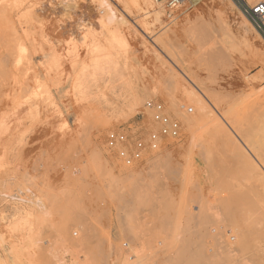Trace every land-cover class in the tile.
Returning <instances> with one entry per match:
<instances>
[{
  "label": "rangeland",
  "instance_id": "rangeland-1",
  "mask_svg": "<svg viewBox=\"0 0 264 264\" xmlns=\"http://www.w3.org/2000/svg\"><path fill=\"white\" fill-rule=\"evenodd\" d=\"M18 1V10L24 6L18 12L10 7L18 16H28L37 4L42 17L27 37L0 39V51L12 50L11 62L18 64H8L9 74L0 78V86L11 78L16 84H3L0 93V110L5 102L0 111V132L5 131L0 133V255L7 258L11 247L21 253L18 262L7 258L8 264H58L63 256L66 264H194L185 247L195 245L196 235L213 252L212 259L264 264V184L233 161L223 139L216 141L213 134L215 116L234 118L250 130L264 120V57L246 48L239 32L247 19L244 7L259 0H184L174 12L165 0H107L109 6L103 0ZM40 24H45L42 29ZM259 35L264 54V34ZM11 43L21 48L18 62ZM181 69L197 81L199 92ZM201 93L219 96L218 111L199 109ZM148 102L164 106L166 115L180 123L181 136L163 138L158 150H147L128 166L119 148L108 146V137L123 131L131 141H147L159 129ZM160 156L164 164L145 167ZM131 171L140 178L126 185L116 179L124 186H118L120 191L117 181L116 188L111 185L109 177ZM180 201L190 205L178 207ZM23 220L34 222L22 229Z\"/></svg>",
  "mask_w": 264,
  "mask_h": 264
},
{
  "label": "bare ground",
  "instance_id": "bare-ground-1",
  "mask_svg": "<svg viewBox=\"0 0 264 264\" xmlns=\"http://www.w3.org/2000/svg\"><path fill=\"white\" fill-rule=\"evenodd\" d=\"M17 1V0H16ZM15 0H0V39L2 40V38L5 40V38L7 37V41H8V39H20V37H22L23 35H25V34H29V33H32V32H34L35 30H37V28L39 27L38 25H36L37 26V28L35 29V20L37 21L39 18H40V16H41V14H39V13H37V11H36V5L37 4H35V6H33L32 7V9L31 8H29V10L31 9V11H29V12H27V11H25V12H27V13H29V14H27L28 16H26V14L24 13L22 16L20 15V16H18V11L22 8V7H24L23 5H21V8L18 10V6H16L17 5V2H16ZM20 1V0H19ZM18 1V2H19ZM23 1V0H22ZM75 1V0H74ZM84 1V0H83ZM86 1V0H85ZM260 1V0H259ZM258 1V2H259ZM15 2V6H13L12 4ZM21 2V1H20ZM19 2V3H20ZM26 3V1H23V2H21L22 4L23 3ZM28 2V1H27ZM32 2H34V1H32ZM32 2L31 3H29V4H31L32 5ZM38 2V1H37ZM51 2V1H50ZM68 2V1H67ZM76 2V1H75ZM74 2V3H75ZM79 2V1H78ZM103 2H105V3H103V4H105L106 6H109V4H108V2H107V0L106 1H104L103 0ZM18 3V4H19ZM20 3V4H21ZM52 3V2H51ZM80 3V2H79ZM102 3V2H101ZM40 5V4H39ZM76 5H79V4H76ZM75 5V6H76ZM104 5V6H105ZM27 6V5H26ZM38 6V5H37ZM54 6V5H53ZM86 6V5H85ZM84 6V7H85ZM101 6H103L102 4H101ZM105 6V7H106ZM12 7H17V12L15 13L14 11H12V9L11 8ZM29 7V6H28ZM230 7H231V5H230ZM15 8H13V10H15ZM108 8V7H107ZM26 9V8H25ZM43 9V8H42ZM53 10V9H52ZM54 10H55V8H54ZM41 11V10H40ZM81 12V11H80ZM20 13H23L22 11H20ZM19 13V14H20ZM31 13V14H30ZM59 13V12H58ZM75 14V13H74ZM53 15H55V14H53ZM67 15V14H66ZM72 15V14H71ZM71 15H69V17L71 16ZM83 15V14H82ZM73 16V15H72ZM15 17H17V19L15 18ZM42 17V16H41ZM53 17V16H52ZM74 17V16H73ZM110 17V16H109ZM24 19V21H23V19ZM78 18V17H77ZM83 18V17H82ZM58 19V18H57ZM75 19V18H74ZM81 19V18H80ZM85 19V18H84ZM27 20V25H26V27H23V26H25V21ZM42 20V19H41ZM48 20V19H47ZM51 20V19H50ZM110 21H112V20H114V15L112 16L111 15V17H110V19H109ZM109 20H108V22H109ZM23 21V22H22ZM43 21V20H42ZM44 21H46V20H44ZM43 21V22H44ZM38 22V21H37ZM48 22H49V20H48ZM61 22V21H60ZM63 22V21H62ZM84 22H85V20H84ZM24 23V25H22ZM40 23H41V21H40ZM112 23V22H111ZM37 24V23H36ZM39 24V23H38ZM43 24V23H42ZM48 24V23H47ZM51 24V23H50ZM63 24V23H62ZM68 24H69V22H68ZM79 24V23H78ZM80 24H81V22H80ZM45 25V24H44ZM44 25H42V26H44ZM40 26H41V24H40ZM42 26H41V29H42ZM81 26V25H80ZM83 28H84V25H83ZM45 29H46V27H45ZM31 30H34V31H31ZM38 30H40V29H38ZM44 30V29H43ZM82 30V29H81ZM256 30V29H255ZM254 29H252V26L249 24V21H247V19H245V18H243V20H242V22H241V26L239 27V32H240V34H241V37H242V39H243V41H245V43H247V47L246 48H248L249 47V49H250V51L252 52V53H255V54H257V55H259V56H261V57H264V54L260 51V47H259V44H258V40L261 38V36L259 35V33H257L258 31H255ZM41 31V30H40ZM39 31V32H40ZM38 32V33H39ZM42 32V31H41ZM35 33H37V32H35ZM86 33V32H85ZM34 34V33H33ZM40 34V33H39ZM35 35H37V34H35ZM74 35V34H73ZM26 36V35H25ZM33 36V35H32ZM32 36H30V37H32ZM40 36H43L42 34H40ZM45 36V35H44ZM48 36V35H47ZM27 37V36H26ZM26 37L24 38V39H26ZM30 37H28V38H30ZM34 37V36H33ZM32 37V38H33ZM37 37V36H36ZM236 37V36H235ZM23 38V37H22ZM21 38V39H22ZM39 38V37H38ZM41 38V40H42V37H40ZM48 38V37H47ZM23 39V40H24ZM27 40H29V39H27ZM40 40V39H39ZM34 41H36L35 39H34ZM238 41V40H237ZM10 42V41H9ZM11 42H12V40H11ZM14 42V41H13ZM24 42V41H23ZM22 42V43H23ZM50 43V42H49ZM12 44V43H11ZM238 44V43H237ZM1 45V44H0ZM3 45V44H2ZM7 45V44H6ZM12 45H14V44H12ZM15 45H16V43H15ZM14 45V47H16ZM26 45V44H25ZM35 45V44H34ZM47 45V44H46ZM10 46V45H9ZM42 46V45H41ZM6 47V46H5ZM5 47H3V48H5ZM0 48L2 49V47L0 46ZM20 48V47H19ZM42 47H40V49H41ZM44 48V47H43ZM54 48V47H53ZM0 49V50H1ZM13 49V48H12ZM16 49H17V47H16ZM7 50V48L5 49V51ZM14 50V49H13ZM18 50H21V48L20 49H17V51ZM23 50V49H22ZM70 50V49H69ZM2 51V50H1ZM0 51V78L3 76L2 74H3V72H8L10 69H8V71H5V70H7L6 68H9L12 64L11 63H15V65L17 64L16 62H15V60L13 61V62H11L12 61V59H15V58H13V56H11V55H13V54H11L10 55V53H11V51L12 50H10V52L9 51H7V52H9L8 54L6 53V52H1ZM25 51H26V49H25ZM29 51V50H28ZM42 51V50H41ZM13 52V51H12ZM14 52H15V50H14ZM47 52V51H46ZM154 52H155V50H154ZM162 52V51H161ZM164 52V51H163ZM18 53H21V54H19L20 55V57H21V55H22V52L20 51H18L17 52V54H16V61L18 60ZM57 53H58V51H57ZM156 53V52H155ZM30 54V53H29ZM44 54V53H43ZM66 54V53H65ZM165 54V53H164ZM26 55H27V53H26ZM25 55V56H26ZM167 55V54H166ZM29 56V55H28ZM53 56H56V55H54L53 54ZM53 56L51 57V56H49V57H51V58H53ZM63 56H64V54H63ZM158 57H159V55H157ZM160 56H161V54H160ZM14 57H15V55H14ZM58 57V56H57ZM78 57V56H77ZM71 58H73V57H71ZM20 59H22V58H20ZM29 59V58H28ZM42 59V58H41ZM67 59V58H66ZM161 59V58H160ZM31 60V59H30ZM54 60H55V58H54ZM56 60H57V58H56ZM64 60V59H63ZM71 60V59H70ZM32 61V60H31ZM40 61V60H39ZM43 61H44V59H43ZM58 61H60L59 59H58ZM61 61H62V59H61ZM173 62H175L174 64H176V65H178L179 66V69H180V67H183V63H182V61L180 62V61H178V60H172ZM18 62V61H17ZM19 62H20V60H19ZM21 62H22V60H21ZM20 62V63H21ZM53 62V61H52ZM65 62V61H64ZM74 62V61H73ZM169 62H171V61H169ZM14 63H13V65H14ZM19 63V64H20ZM55 63V64H54ZM59 63H61V62H59ZM66 63V62H65ZM69 63V62H68ZM8 64H9V67H8ZM24 64V63H23ZM32 64V63H31ZM50 64H51V61H50ZM70 64V63H69ZM171 64V63H170ZM40 65H41V63H40ZM47 65V64H46ZM58 65V64H57ZM56 65V61L55 62H53V66H57ZM62 65V64H61ZM66 65H68V64H66ZM74 65H75V63H74ZM32 66V65H31ZM34 66V65H33ZM48 66V65H47ZM76 66H78V65H76ZM170 66H172V65H170ZM175 66V65H174ZM177 66V67H178ZM18 67V64H17V66H16V68ZM24 67H25V64H24ZM60 67V66H59ZM176 67V68H177ZM15 67L13 66V68H12V70L14 69ZM21 68H22V66H21ZM27 68V67H26ZM33 68V67H32ZM49 68H50V65H49ZM76 68V67H75ZM170 68V67H169ZM175 68V67H174ZM34 69V68H33ZM55 69H56V67H55ZM55 69H54V71H55ZM57 69H59L58 67H57ZM56 69V70H57ZM171 69V68H170ZM183 69V68H182ZM181 69V71L182 72H184L183 70ZM15 70V69H14ZM23 70V68L21 69V71ZM27 70V69H26ZM25 70V71H26ZM52 70V69H51ZM51 70H50V72H48V73H52L51 72ZM65 70V69H64ZM76 70V69H75ZM173 70V69H172ZM28 71V70H27ZM46 71V70H45ZM47 71H49V70H47ZM59 71V70H58ZM178 71V70H177ZM10 72V71H9ZM9 72L7 73V74H9ZM13 72V71H12ZM20 72V71H19ZM30 72V71H29ZM32 72V71H31ZM30 72V73H31ZM34 72V71H33ZM60 72H62V71H60ZM173 72V71H172ZM175 72V71H174ZM27 73V72H26ZM25 73V75H26V78H27V74ZM63 73V72H62ZM21 74V73H20ZM24 74V73H23ZM32 74V73H31ZM38 74V73H37ZM53 74V73H52ZM51 74V75H52ZM65 74V73H64ZM70 74V73H69ZM2 75V76H1ZM4 75H6V74H4ZM12 76H13V73L11 74ZM58 75V74H57ZM60 75V74H59ZM68 75V74H67ZM180 75H181V73H180ZM183 75L184 76H186V78H187V81L188 82H190L192 85H194L196 88V90H197V81L193 78V77H191V76H189V75H187L186 74V72H184L183 73ZM7 76V75H6ZM5 77V76H4ZM18 77H20V79H21V75L20 76H18ZM29 77V76H28ZM46 77V76H45ZM17 78V77H16ZM36 78H37V76H36ZM51 78V77H50ZM50 78H48V79H50ZM3 79V78H2ZM7 79H10V78H8L7 77ZM29 79V78H28ZM28 79H27V81H28ZM68 79V78H67ZM73 79V78H72ZM176 79V78H175ZM11 80H12V78H11ZM9 81V84H6V83H3V81H1L3 84H6V86L8 85H12L13 83L15 84V79L13 78V80H14V82L13 81ZM38 80V79H37ZM40 80V79H39ZM17 81H20V80H17ZM182 81V80H181ZM4 82H6V79H5V81ZM8 82V81H7ZM10 82H13L12 84L10 83ZM19 83V82H18ZM29 83V82H28ZM72 83V82H71ZM3 84H1L2 86H0V88H2V89H0V93H1V90H3V87L5 86H3ZM14 84H13V86H14ZM24 84V83H23ZM26 84V83H25ZM43 84V83H42ZM46 84V83H45ZM16 85V84H15ZM21 85V84H20ZM44 85V84H43ZM42 85V86H43ZM81 85V84H80ZM80 85H79V88H81L80 87ZM7 86V87H8ZM21 87V86H20ZM25 87V86H24ZM23 87V88H24ZM37 87H40V84H39V86H37ZM49 87V86H48ZM11 88H12V86H11ZM15 88H16V86H15ZM50 88V87H49ZM191 88V87H190ZM7 89V88H6ZM21 89V88H20ZM25 89H27V88H24V90ZM29 89V88H28ZM9 90V89H8ZM8 90H7V92H8ZM12 90V89H11ZM36 90V89H35ZM41 90H42V88H41ZM198 90H199V88H198ZM197 90V91H198ZM4 91H5V87H4ZM4 91H2V93H4V94H6V92H4ZM20 91V90H19ZM18 91V92H19ZM27 91H29V90H27ZM26 91V92H27ZM200 91V90H199ZM198 91V92H199ZM11 92H13V91H11ZM25 92V93H26ZM30 92V91H29ZM35 92V91H34ZM50 92V91H49ZM48 92V93H49ZM120 92V91H119ZM194 92V91H193ZM14 94L16 93V91H14L13 92ZM21 93H23L22 91H21ZM4 94H3V96H4ZM203 96H204V99L203 100H200V102H199V109H202L204 112L205 111H209V109H213L214 111H218V109L220 108V98L218 99V98H216V97H219V96H216V94L215 95H205V94H203V93H201ZM10 95V94H9ZM12 95V94H11ZM16 95V94H15ZM19 95V94H18ZM119 95V94H118ZM132 95V94H131ZM201 95V96H202ZM2 96V97H3ZM20 96L21 95H19V99H20ZM39 96V95H38ZM48 96V95H47ZM202 96V97H203ZM213 96H215V97H213ZM5 97V96H4ZM13 97V96H12ZM11 97V98H12ZM16 97H18V96H16ZM16 97H13V99L15 100V98ZM22 97V96H21ZM118 97V96H117ZM131 97V96H130ZM134 97H136V95L134 96ZM133 96H132V99L133 100H136V101H139V98H134ZM262 97H263V100H264V93L262 94ZM261 97V98H262ZM116 98V97H115ZM1 99V98H0ZM51 99V98H50ZM93 99V98H92ZM95 100V99H94ZM98 100H100V99H98ZM211 100V101H210ZM8 101H9V99H8ZM29 101V100H28ZM98 102V101H97ZM5 103V102H4ZM4 103H3V105H4ZM16 103V102H15ZM33 103V102H32ZM94 103V102H93ZM9 104H10V101H9ZM9 104H7L8 106H9ZM107 104H108V102H107ZM2 105V106H3ZM19 105V104H18ZM81 105V104H80ZM95 105V104H94ZM1 106V108L3 109V107ZM14 106V105H13ZM20 106H21V104H20ZM19 106V107H20ZM102 106V105H101ZM108 106V105H107ZM111 106V105H110ZM5 107H6V105H5ZM4 107V108H5ZM16 107V106H15ZM8 108V107H7ZM1 109V110H2ZM259 109H262V108H259ZM0 110V111H1ZM12 110V109H11ZM86 110V109H85ZM91 110V109H90ZM94 110V109H93ZM202 110H200V111H202ZM3 111V110H2ZM6 112V111H5ZM96 112V111H95ZM94 112V113H95ZM3 113V112H2ZM13 113H14V111H13ZM71 113V112H70ZM4 114V113H3ZM11 115V114H10ZM0 116H2L1 114H0ZM1 118V117H0ZM2 119V118H1ZM0 119V120H1ZM18 119V118H17ZM16 119V120H17ZM4 120V119H3ZM190 120V119H189ZM237 120V119H236ZM260 121L258 122V124L256 125L257 127H254V129L253 130H250L252 127H250V129H247V128H242V126H241V124H240V122H238V120L235 122V119L234 118H222L221 119V117H218V116H215L214 117V119H213V123H214V132H213V134H214V138L216 139V141L218 140V139H220V140H222L223 139V141H224V143L226 144H224L223 143V141H222V143H223V147H226V151H228L229 152V156H231V158H232V160L234 161H236V160H238L237 162V164H241V166L242 167H244L245 169H246V172L248 171L253 177H255V178H258V179H260L261 181H262V183L264 184V120H262L261 118L259 119ZM192 121V120H191ZM4 123V122H3ZM239 123V124H238ZM9 126V125H8ZM11 126V125H10ZM243 127H244V125H243ZM6 128V127H5ZM2 128H0V130H1ZM7 129V128H6ZM3 131V132H2ZM0 133L2 134H4V130H2ZM7 131V130H6ZM12 131V130H11ZM14 132V131H13ZM14 135V134H13ZM12 135V136H13ZM1 136V135H0ZM11 137V136H10ZM212 137H213V135H212ZM2 138V137H1ZM196 138V137H195ZM214 138H212V139H214ZM9 139V138H8ZM7 139V140H8ZM11 141V140H10ZM192 141H193V139H192ZM1 142V141H0ZM195 142V141H194ZM9 143V142H8ZM218 143H219V141H218ZM221 143V142H220ZM5 144H7V142L5 143ZM27 145V144H26ZM216 145H218V144H216ZM7 147V146H6ZM9 148V147H8ZM224 149V148H223ZM222 149V150H223ZM7 150V149H6ZM219 149H217V151H218ZM221 151V150H220ZM222 152H224L225 153V151H222ZM220 153V152H219ZM7 154V153H6ZM223 154V153H222ZM5 155V154H4ZM224 156L223 157H225L224 159H223V157H222V159H223V161L226 159L227 161H228V159L226 158L227 156H225V154H223ZM228 155V154H227ZM7 156V155H6ZM166 157V156H165ZM210 157V156H209ZM208 157V158H209ZM164 159V157L162 156H160L159 158H156L155 160H152V161H150L151 163H148V165L147 166H145V167H149V164L150 165H152V168H154L153 167V164H154V166H155V163L157 164H161V162L162 161H165V160H163ZM210 160H211V158H209ZM171 160V159H170ZM166 161H168V159L166 160ZM207 161V160H206ZM209 161V160H208ZM232 161V162H233ZM2 162V161H1ZM226 162V161H225ZM167 163V162H166ZM169 163V162H168ZM210 163H212V162H210ZM228 163H230V161L228 162ZM162 164H164L163 162H162ZM234 164H235V162H234ZM239 164V165H240ZM167 165V164H166ZM165 165V166H166ZM169 165V164H168ZM211 165V164H210ZM165 166H163V167H165ZM214 166V165H213ZM216 166V165H215ZM215 166H214V168H215ZM161 167V166H160ZM163 167L161 168V171H162V169H163ZM218 167H220L219 165H218ZM222 167V166H221ZM216 168H217V166H216ZM224 168H227V167H224ZM229 168H231V167H229ZM144 169V168H143ZM146 169V168H145ZM147 169H149V171L150 170H152V169H150V168H147ZM166 168H164V170H165ZM218 169V168H217ZM216 169V170H217ZM233 169V168H232ZM231 169V170H232ZM235 169H236V167H235ZM163 170V171H164ZM229 170V169H228ZM141 171V170H140ZM146 170H144V172H145ZM215 171V170H214ZM136 172H138V171H136ZM136 172H134V171H131V172H127L126 174L123 172V173H121L120 175V178H118V176L117 177H115V176H113V178L112 177H109L110 179H112L111 181L112 182H110V183H112L111 185H113V183H114V181H117L116 179H119L118 181L120 182V183H122V181H120V180H123V183L125 182V181H127V180H129V179H135L136 180V176H137V174H139V172L138 173H136ZM143 172V171H142ZM142 172H140L141 174H142ZM143 172V173H144ZM147 172H148V170H147ZM190 172V171H189ZM229 172V171H228ZM234 172V171H233ZM237 172V171H236ZM238 172H239V170H238ZM241 172V171H240ZM3 173L4 172H2V175H1V177L3 176ZM188 173V172H187ZM216 173V172H215ZM219 173H220V171H219ZM222 173V172H221ZM242 173V172H241ZM249 173H247L248 175H249ZM149 174V173H148ZM201 174V173H200ZM217 174V173H216ZM223 174V173H222ZM236 174V173H235ZM239 174V173H238ZM111 175H113L112 174V170H111ZM145 175V174H144ZM188 175V174H187ZM190 175H191V177H192V175H193V171H191L190 172ZM240 175V174H239ZM243 175V174H242ZM216 176V175H215ZM218 176V175H217ZM219 176H221V175H219ZM148 177H151V175H149ZM193 177H195V176H193ZM192 177V178H193ZM210 177V176H209ZM230 177V176H229ZM233 177V176H232ZM235 177V176H234ZM238 177H240V176H238ZM108 178V179H109ZM114 178H115V180H114ZM137 178H140L139 176H137ZM147 178V176L145 177V179ZM190 178V177H189ZM188 178V179H189ZM217 178V177H216ZM222 178V177H221ZM231 178V177H230ZM236 178V177H235ZM242 178V177H241ZM150 179V178H149ZM149 179H147V180H149ZM187 179V178H186ZM227 179V178H226ZM134 180V181H135ZM153 180V179H152ZM197 180V179H196ZM195 180V181H196ZM228 180V179H227ZM230 180V179H229ZM117 181V182H118ZM137 181H138V179H137ZM141 181H143V182H145L146 180H141ZM185 181V180H184ZM189 182H190V180H188ZM194 181V180H193ZM192 181V182H193ZM194 181V182H195ZM219 181V180H218ZM224 181V180H223ZM108 182V181H107ZM114 183V185H117L115 188H116V190H119L120 191V188L121 187H118V186H122V187H124L123 185L125 184V183H127V182H125L123 185L122 184H120L119 182L118 183ZM133 182V181H132ZM142 182V183H143ZM191 182V183H192ZM243 182V181H242ZM109 183V182H108ZM110 183H109V185H110ZM134 183V182H133ZM132 183V184H133ZM137 183V182H136ZM188 183V182H187ZM228 183V182H227ZM135 184V183H134ZM146 184H148V183H146ZM149 184H151V182L149 183ZM153 184V183H152ZM193 184V183H192ZM198 184V183H197ZM215 184H217V183H215ZM221 184V183H220ZM234 184H235V182H234ZM126 185V184H125ZM128 185V184H127ZM131 184L129 183V185L128 186H130ZM138 185V184H137ZM194 185H195V183H194ZM133 186V185H132ZM141 186H142V184H141ZM140 186V187H141ZM147 186H149V185H147ZM195 186H197V185H195ZM206 186V185H205ZM211 186V185H210ZM113 187V188H114ZM125 187H127V186H125ZM134 187V186H133ZM139 187V186H138ZM146 187V186H145ZM264 187V186H263ZM114 188V189H115ZM119 188V189H118ZM194 188V187H193ZM193 188H192V190H193ZM196 188V187H195ZM198 188V187H197ZM219 188V187H218ZM125 189V191H126V188H124ZM146 189V188H145ZM263 190H264V188H262ZM122 190V189H121ZM129 190V189H128ZM131 190V189H130ZM129 190V191H130ZM141 190L143 191V189L141 188ZM148 190H150V189H148ZM195 190V189H194ZM124 190H123V193L125 192ZM118 192V191H117ZM130 192H133V190L132 191H130ZM129 192V193H130ZM134 192H136V191H134ZM215 192V191H214ZM122 193V192H121ZM122 193V194H123ZM197 193H198V191H197ZM263 193H264V191H263ZM132 194V193H131ZM133 194H135V193H133ZM125 195V194H124ZM124 195H122V196H124ZM128 195V194H127ZM195 195V194H194ZM196 195H198V194H196ZM6 196V195H5ZM208 196H209V194H208ZM12 198H16V197H13V195L11 196ZM201 197V196H200ZM118 198V197H117ZM120 198V197H119ZM20 199V198H19ZM197 199V198H196ZM198 199H200V198H198ZM201 199H203V197L201 198ZM200 199V200H201ZM7 200V199H6ZM10 200H12V199H10ZM21 201L22 200H24V199H20ZM217 200V199H216ZM15 201V200H14ZM117 201H119V200H117ZM121 201V200H120ZM124 201H125V199H124ZM12 202H13V200H12ZM40 202V201H39ZM185 202V203H184ZM184 202H182V201H180V204L178 203V207H179V205L181 206V203L183 204V205H185L186 204V201H184ZM192 202V201H191ZM198 202H199V200H198ZM213 202V201H212ZM217 202V201H216ZM18 203V202H17ZM19 203H21V202H19ZM40 203H42V202H40ZM40 203H38V204H40ZM118 203H120V202H118ZM189 203V202H188ZM202 203V202H201ZM209 203V202H208ZM214 203V202H213ZM8 204H10V202L8 203ZM15 204V203H14ZM186 205H190V204H186ZM202 205V204H201ZM204 205H205V203H204ZM209 205H211L210 203H209ZM208 205V206H209ZM216 205V204H215ZM18 206H19V204H18ZM40 206H42V204H40ZM44 206V205H43ZM42 206V207H43ZM10 207V206H9ZM45 207V206H44ZM185 207V206H184ZM201 207V206H200ZM205 207V206H204ZM212 207V206H211ZM211 207L209 208V209H211ZM217 207V206H216ZM40 208V207H39ZM181 208V207H180ZM187 208V207H186ZM191 208V207H190ZM206 208H207V206H206ZM218 208V207H217ZM220 208V207H219ZM40 209H42V208H40ZM39 209V210H40ZM45 209V208H44ZM183 209V208H182ZM200 209H202V207L200 208ZM214 209V208H213ZM204 211H205V208L203 209ZM215 210H217L216 208H215ZM214 210V211H215ZM184 211V210H183ZM187 211V210H186ZM208 211V210H207ZM217 211H219V210H217ZM40 212V211H39ZM38 212V213H39ZM216 212V211H215ZM46 213V212H45ZM44 213V214H45ZM48 213V212H47ZM182 214H184V212H181ZM186 213V212H185ZM188 213H189V209H188ZM190 213H191V211H190ZM203 213V212H202ZM207 213V212H206ZM41 214V213H40ZM42 214H43V212H42ZM43 214V215H44ZM49 214V213H48ZM47 215V214H46ZM192 215V214H191ZM217 215V214H216ZM194 216H196V215H194ZM201 216V215H200ZM203 217L205 218V216H204V214H203ZM203 217H202V219H203ZM217 217V216H216ZM215 217V218H216ZM213 218H214V216H213ZM217 218H219V217H217ZM28 219V218H27ZM31 219V218H30ZM210 219H211V217H210ZM29 220V219H28ZM28 220H23L22 222H21V227H22V229L23 228H27V226H29L28 225V223H32V222H34V221H32V220H30L31 222H29ZM206 220V219H205ZM212 220H216V219H211L210 221H212ZM219 219H217L216 221H218ZM222 220V219H221ZM254 220V219H253ZM206 222V221H205ZM204 222V219H203V222L202 223H204V224H206V226H207V222L205 223ZM200 223H201V221H200ZM212 223V222H211ZM213 224V223H212ZM251 224V223H250ZM185 231V230H184ZM197 236V239H199L198 237V235H196ZM195 236V237H196ZM194 237V236H193ZM185 238V237H184ZM188 239H190L191 240V237L189 238V237H187ZM187 238H186V240H187ZM200 238H201V236H200ZM196 239V242H198V240ZM182 242H184V241H182ZM196 242H195V245L193 246V244L192 243H194V242H190V244L192 245V246H188V247H185V246H183V247H185V249L187 250V248H188V250H189V247H193V249L191 248V252L190 251H188L187 250V252H189V254H191V260H192V258H194V260L192 261V262H194V264H225L226 262H224V261H220L219 259H216L215 257L212 259V256L214 255V254H212V253H209L210 252V249H207L206 247H205V245H207L206 243L204 244L203 242H204V240H203V238L202 239H200L199 240V242L196 244ZM184 244V243H183ZM187 244V243H186ZM186 244H184V245H186ZM189 244V243H188ZM187 244V245H188ZM209 246H210V244H208ZM213 246H215V245H213ZM137 247H140V246H137ZM137 247H136V249H137ZM183 247H182V249H183ZM215 248V247H214ZM139 249V248H138ZM143 250V249H142ZM10 252H8V256H7V258H11V257H14L15 259V261L16 262H18L17 261V259L18 258H20V252H18L17 250H15V248H12L11 247V250H9ZM135 251V250H134ZM181 251L182 250H180L179 252L181 253ZM138 252V251H137ZM140 252H143V251H141L140 250ZM68 253V252H67ZM87 253V252H86ZM133 253H135V252H133ZM130 254H131V252H130ZM184 254V253H183ZM206 254H210L211 256H209V255H206ZM67 255V254H66ZM71 255H72V253H71ZM74 255V254H73ZM76 256H77V254H75ZM79 255V254H78ZM179 255H181V254H179ZM89 256V255H88ZM133 256V255H132ZM136 257H138V256H140V254H139V252L138 253H136V255H135ZM134 256V257H135ZM181 256H183V255H181ZM193 256V257H192ZM211 257V259L209 258V257ZM72 257V256H71ZM7 258H5V256L4 257H2L1 255H0V264H8V261H7ZM60 258H62V259H60ZM63 258H65V256H63V257H59V258H57V259H59L60 261H58V264H66V261H61V260H65V259H63ZM74 258V257H73ZM81 258V257H80ZM187 258H189V257H187ZM70 259V258H69ZM180 259V258H179ZM76 260V259H75ZM74 260V261H75ZM178 260V259H177ZM185 260V259H184ZM190 260V259H189ZM69 261V263H71V262H73V261H71L70 262V260H68ZM79 261V260H78ZM169 262V261H168ZM182 262V261H181ZM185 262V261H184ZM56 263H57V261H56ZM176 263V262H175ZM178 263V262H177ZM187 263H189V261L187 262ZM232 263V262H231ZM231 263H229V264H231ZM234 263H236V262H234ZM233 263V264H234ZM73 264V263H72ZM74 264H76V263H74ZM82 264H83V262H82ZM171 264V263H170ZM179 264V263H178ZM226 264H228V263H226ZM237 264V263H236Z\"/></svg>",
  "mask_w": 264,
  "mask_h": 264
},
{
  "label": "built area",
  "instance_id": "built-area-1",
  "mask_svg": "<svg viewBox=\"0 0 264 264\" xmlns=\"http://www.w3.org/2000/svg\"><path fill=\"white\" fill-rule=\"evenodd\" d=\"M166 8L170 12L178 9L184 0H165ZM244 15L254 28L264 34V0L254 6L246 4ZM147 107L154 113V122L159 129L149 134L147 141L138 138L129 140L125 132H111L108 137V146L111 149L119 148V158L128 166L141 161L145 152L158 150L163 138L178 139L181 136V125L165 113L164 106L159 102H148ZM132 146V149L130 147Z\"/></svg>",
  "mask_w": 264,
  "mask_h": 264
}]
</instances>
